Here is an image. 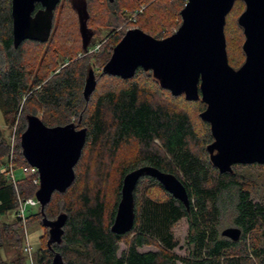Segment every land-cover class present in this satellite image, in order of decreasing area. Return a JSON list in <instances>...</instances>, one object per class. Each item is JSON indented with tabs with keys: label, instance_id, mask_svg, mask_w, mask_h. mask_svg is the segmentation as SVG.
Here are the masks:
<instances>
[{
	"label": "trees",
	"instance_id": "obj_1",
	"mask_svg": "<svg viewBox=\"0 0 264 264\" xmlns=\"http://www.w3.org/2000/svg\"><path fill=\"white\" fill-rule=\"evenodd\" d=\"M107 2L109 7H113L116 1ZM236 3L244 4L239 0H235L234 5ZM39 8V5L35 6V9ZM10 10L11 0H0V112L5 121L14 123L20 110L23 111L21 116L26 113L19 120L18 134L22 133L27 125L25 119L31 116L24 104L34 102L45 110V117L41 121L46 127L65 126L72 118L81 119L82 129L86 130L81 158L85 149L93 152L102 148L110 152L129 141L139 146L135 164L120 173L115 203L108 216L106 204L98 194L91 196L85 191L81 194L75 192L73 200H65L76 187V175L65 192L53 193L44 207V216L49 220L56 214L65 213L67 221L62 228L64 234L61 243L51 245L52 250L46 247L44 253L50 257L46 258V264H51L56 252L62 256L64 264H264L263 247L254 246L253 243L232 242L218 231L221 217L229 208L232 210L234 226L241 231L239 236L242 241L245 242V238L258 228H264V203L253 201L247 184L239 181L241 176L236 172V169H254L264 165H235L231 173L219 174L210 163L207 145L202 147L200 154L192 151L191 144L197 140V134L190 115L184 110H177L170 103L162 102V97H168V94L171 100L183 97L186 101L184 96L173 97L167 90L161 89L151 71L138 69L129 80L100 73L95 76L96 88L105 79L110 84L101 92L95 88L87 101L82 95L85 81H79V67L64 70L48 79L36 75L25 63L22 46L25 43L44 45L49 42L52 33L45 43L24 41L15 49ZM80 28L84 29V25L78 22V31ZM83 49L92 50V54H87L90 56L104 52L101 44L98 48L96 44L88 48L83 43ZM90 56L80 63L82 76L89 68ZM23 101L25 103L22 105ZM196 102L203 112L206 107L203 101L189 103ZM201 122L206 127V137L212 139L209 124ZM1 134L0 170L6 166L2 162L9 154V145ZM23 162L30 169L24 158ZM145 165L174 175L188 193L189 209L186 210L179 201L173 199L154 179L145 177L139 181L134 192L135 222L132 230L122 236L115 235L111 233L110 227L120 199L122 179L128 172ZM31 175L30 180L25 177L16 179L14 185L0 173V251L5 243L20 248L22 229L19 225L22 220L17 217L18 199L24 201L35 197L38 186L33 185L31 180L37 178L38 174ZM143 182L149 188L161 189L164 198L155 199L144 194L136 198ZM12 213H16L17 218L14 225L1 222V219ZM38 215L42 218L40 207L39 213H30L27 217L25 214V220ZM183 218L188 226L187 257L177 256L173 252L178 243L173 237L172 228ZM122 241L126 242V249L118 254ZM150 246L156 250L139 251L142 247ZM44 258L40 255L37 264H41ZM0 264H23V260L18 258L7 263L0 254Z\"/></svg>",
	"mask_w": 264,
	"mask_h": 264
},
{
	"label": "water",
	"instance_id": "obj_2",
	"mask_svg": "<svg viewBox=\"0 0 264 264\" xmlns=\"http://www.w3.org/2000/svg\"><path fill=\"white\" fill-rule=\"evenodd\" d=\"M112 2L113 0H109ZM245 9L237 19L242 29L244 62L229 66L224 36L225 19L235 0H187L180 12L181 25L171 36L158 40L139 29L128 30L113 48L101 75L129 80L138 69L151 71L161 89L187 102L206 106L199 118L209 124L212 142L206 146L210 163L219 174L231 173L235 165H264V0H239ZM60 0H11L12 42L45 43L52 30L54 11ZM39 5V9L35 6ZM83 30V28H82ZM96 88L89 70L82 90L87 101ZM20 136L21 154L36 170L41 224L48 229L47 248L60 244L67 215L48 220L43 213L54 192L63 193L75 179L74 167L81 158L86 130L73 124L46 127L37 116L26 119ZM152 178L186 210L188 193L172 174L152 166L128 172L122 179L120 199L111 233H129L135 222L134 192L139 181ZM241 231L226 228L221 236L237 242ZM52 250V249H51ZM51 264H64L54 253Z\"/></svg>",
	"mask_w": 264,
	"mask_h": 264
},
{
	"label": "rangeland",
	"instance_id": "obj_3",
	"mask_svg": "<svg viewBox=\"0 0 264 264\" xmlns=\"http://www.w3.org/2000/svg\"><path fill=\"white\" fill-rule=\"evenodd\" d=\"M115 5L109 7L107 0H60L56 7L53 19V31L51 32V39L44 45H35L34 43H25L22 46L25 63L28 68L39 76L45 79L52 75L62 73L64 70L79 67V81L87 75L89 70L94 72L95 76L101 73L104 63H107L111 57L113 48L120 42L125 33L130 29H139L145 34L156 38L158 40L165 39L174 34L181 25L180 12L184 8L186 0H115ZM244 11V4L236 3L225 20L224 36L226 43V55L229 66L233 69H238L244 62L242 44L244 36L242 29L237 26V19ZM79 21H78V17ZM79 25L83 23L84 29ZM86 26V27H85ZM83 43L91 48L94 44L102 45L104 52L102 54H92V50H84ZM96 49V48H95ZM86 56V57H85ZM88 58L89 68L85 74L80 75V63L84 58ZM89 69V70H88ZM82 76V77H81ZM108 80H103L97 84V92H101L109 86ZM162 96H160L161 98ZM171 96L162 97V102L174 106L177 110H184L190 115L192 125L197 140L192 142L191 148L197 154L201 153L202 147L211 143L213 140L206 137V127L201 122L199 114L202 108L198 102L189 103L181 97L178 100H171ZM25 101L22 102V105ZM21 105V106H22ZM24 106L27 107L31 115L37 116L39 120L45 117V110L37 106L34 102H26ZM24 109V107H23ZM25 110V109H24ZM23 111L20 110L16 121L6 122L0 112V132L3 138L9 145V154L7 159L2 163L12 165L15 178L17 180L25 177L30 180L31 173L27 175L23 172L28 169L23 162L20 149V136L18 134L19 120L26 113L21 116ZM55 117V115H53ZM12 120V119H11ZM52 120V119H50ZM25 122V121H24ZM81 119L72 118L67 124H73L76 130L83 128ZM66 124V125H67ZM211 141V142H210ZM105 149V147H104ZM139 146L134 141L122 143L117 150L109 152V149H96L91 152L85 149L81 160L74 168L75 175L78 176V182L72 193L65 197L67 202L75 198V192L81 194L83 191L89 193L91 196L98 194L103 203L106 205L107 216L115 203L116 189L120 173L124 168H128L135 164V158L138 153ZM1 163V164H2ZM9 170V169H8ZM237 174H240V182L247 184L251 191V198L254 202L264 203V166L249 169H236ZM0 173H2L0 171ZM143 180V178L141 179ZM150 198L162 199L164 193L157 187H148L146 182H143L136 198L142 195ZM59 202V199L55 198ZM70 200V201H69ZM39 213V206L36 208L27 207L25 210L26 217L30 214ZM16 213L7 215L1 219V222L9 225L15 224ZM57 217V214H56ZM53 217L49 220H55ZM41 217H31L28 221H22L19 225L22 229L20 248L16 249L10 243L3 244L0 251L1 257L7 263L12 260L21 258L23 264H29L28 257L23 251L25 241H28L32 249V260L37 264L40 255L45 257L41 264H46V258L49 255L44 253L47 251L46 242L48 241V230L41 224ZM226 228H236L233 224L232 210L229 208L221 217L218 231L221 233ZM187 222L183 218L172 228L173 237L178 245L173 250L174 254L180 257H187ZM264 228H258L252 235L245 238V242L240 238L238 243H249L254 246L263 247L262 234ZM11 242V241H10ZM126 249V242L119 243L118 254ZM154 246L142 247L140 252L155 251ZM181 264V263H179Z\"/></svg>",
	"mask_w": 264,
	"mask_h": 264
},
{
	"label": "built area",
	"instance_id": "obj_4",
	"mask_svg": "<svg viewBox=\"0 0 264 264\" xmlns=\"http://www.w3.org/2000/svg\"><path fill=\"white\" fill-rule=\"evenodd\" d=\"M95 50V49H94ZM12 163V162H11ZM6 163V166H4L0 171L2 172L1 174H4L5 176H7V178L14 184L16 185V178L14 175V171L12 168V165ZM9 169V170H8ZM23 172L27 175V173H31L34 174L36 173V170L31 168L30 169H24ZM32 184L35 186H39V179L37 178H32ZM18 203H19V208L17 210V217H20L22 221H25V210L27 207H31V208H36L39 206V203L37 202V200L34 198H29L27 200L21 201L20 199H18ZM23 251L25 253V255H27L28 257V263L29 264H34L33 260H32V249L30 247V244H28V241H25V244L23 246Z\"/></svg>",
	"mask_w": 264,
	"mask_h": 264
},
{
	"label": "flooded vegetation",
	"instance_id": "obj_5",
	"mask_svg": "<svg viewBox=\"0 0 264 264\" xmlns=\"http://www.w3.org/2000/svg\"><path fill=\"white\" fill-rule=\"evenodd\" d=\"M34 10H36V9H34ZM145 178V177H144Z\"/></svg>",
	"mask_w": 264,
	"mask_h": 264
}]
</instances>
